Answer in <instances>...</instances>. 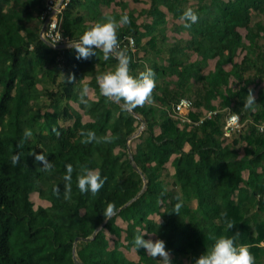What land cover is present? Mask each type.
Listing matches in <instances>:
<instances>
[{"label": "trees", "instance_id": "16d2710c", "mask_svg": "<svg viewBox=\"0 0 264 264\" xmlns=\"http://www.w3.org/2000/svg\"><path fill=\"white\" fill-rule=\"evenodd\" d=\"M187 7L198 13L190 28L180 19ZM44 9L45 0H0V264H157L142 249L138 260L126 258L120 239L108 248L109 227L117 235L155 233L171 264H194L214 237L236 234L254 264H264V0H70L62 29L71 43L101 17L129 16L116 31L130 74L155 72L151 98L132 110L102 96L96 83L115 56L95 49L77 58L70 46L48 44L40 34ZM84 85L86 105L78 99ZM249 92L254 111L243 107ZM183 98L191 107L176 113ZM233 114L240 127L226 135ZM88 129L110 140L83 143ZM41 151L50 170L35 160ZM82 166L104 178L95 194L77 187ZM34 193L50 205L35 207ZM108 202L117 211L107 220Z\"/></svg>", "mask_w": 264, "mask_h": 264}, {"label": "clouds", "instance_id": "9594fccd", "mask_svg": "<svg viewBox=\"0 0 264 264\" xmlns=\"http://www.w3.org/2000/svg\"><path fill=\"white\" fill-rule=\"evenodd\" d=\"M185 21L184 27L190 28L198 20V13L192 8L187 7L180 16ZM129 23L127 13L120 16L117 21L112 16L101 17L89 27H87L78 39L70 43V47L75 49L77 58H87L94 55L95 49L103 51L105 58L114 55L116 65L113 70L103 71L96 75V83L102 96L115 101H123V109L132 110L138 105H142L151 98V93L155 87V72L151 68H146L138 75H131L129 71L130 57L127 50L118 44L117 27L119 24ZM88 88L86 85L81 87L79 92V101L87 104L86 96ZM255 97L251 92L245 98L243 107L249 110H255ZM236 119V117H233ZM29 129L24 130V136H31ZM83 143L90 142H108V136L97 137L91 130H81ZM35 160L41 162L43 170H50L53 165L44 154V152L34 153ZM19 160L17 154L11 156V162L16 164ZM66 173L64 175L65 191L64 198L68 199L71 190V180L73 168L71 164H66ZM77 187L81 193L91 192L95 194L104 185V178L99 171L82 166L76 177ZM181 204L175 205L176 212H179ZM116 206L108 202L104 207L102 214L105 218H111L116 214ZM233 225L228 224L231 228ZM145 231L137 232L133 237V245L136 249L143 247L151 257L159 256L161 264H171L169 251L166 250L165 241L162 239L153 240L144 238ZM235 235H219L213 238V243L206 249L194 262V264H254V257L250 253L246 244H236Z\"/></svg>", "mask_w": 264, "mask_h": 264}, {"label": "built area", "instance_id": "2783aa9c", "mask_svg": "<svg viewBox=\"0 0 264 264\" xmlns=\"http://www.w3.org/2000/svg\"><path fill=\"white\" fill-rule=\"evenodd\" d=\"M70 0H45V9L43 13L44 22L49 18L46 28L43 32H40L41 37L47 42L49 41L51 45L58 48L69 47L71 43L66 35L63 33L62 29V19H63V10L68 5ZM121 47V44L118 43ZM134 39L129 37V45L131 49H134ZM192 102L189 99H181L175 106L176 113L183 114V111L191 107ZM214 112H209L207 117H211ZM236 117L239 123V116L236 114L230 115L229 119ZM229 121L226 124L227 131L232 130L233 128L229 125ZM260 130L264 131V124L260 125ZM226 135H229V132H226ZM264 244V243H263Z\"/></svg>", "mask_w": 264, "mask_h": 264}, {"label": "rangeland", "instance_id": "374dc122", "mask_svg": "<svg viewBox=\"0 0 264 264\" xmlns=\"http://www.w3.org/2000/svg\"><path fill=\"white\" fill-rule=\"evenodd\" d=\"M193 2H195V3H198L199 2V0H191V3H193ZM132 5H134V4H132ZM135 6V5H134ZM245 29L244 28H239V35L241 36H244L245 35ZM171 35V34H170ZM176 37H178L179 35H175ZM181 37L182 38H185L186 39V33L183 31V33H181ZM215 59L214 60H211L210 61V64H209V66L207 67V69H212V68H214V66H215ZM225 66L226 67H231V63H227V64H225ZM184 113H185V111H183ZM229 117L230 116H228V118H227V123H228V121L230 122L229 123V125L232 127V128H237V127H240V123H238V120L237 119H229ZM232 130H230V131H227V129H226V132H229V134H230V132H231ZM172 169V168H171ZM32 198H33V200H34V206L35 207H37V206H39V205H43V206H49L50 205V203L48 202V201H46V200H43V199H41L39 196H38V194L37 193H34L33 195H32ZM149 217V216H148ZM150 217L152 218V219H154L155 221H159L160 220V216H159V214H157V213H153V214H150ZM117 223L119 224V225H121L122 227H126V222L125 221H123L121 218H118V220H117ZM141 231H145V234H144V238L145 239H148V238H151V239H153V240H156V239H159L158 238V236L155 234V233H153V232H148L146 229H144V228H142L141 229ZM137 232H126V231H123L120 235H117V234H115V233H113V231H112V227L110 228H108L107 230H106V235H107V237H109V243L106 245L108 248H111L112 246H113V244H114V240H116V239H120L121 241H122V243H123V246H122V249L124 250V252H125V256H126V258H129V259H134V260H138L139 259V250H144L145 251V249L143 248V247H140L139 249H136L135 247H134V245H133V237H134V235L136 234ZM146 252V251H145ZM147 253V252H146ZM148 254V253H147ZM149 255V254H148ZM150 256V255H149ZM155 259H156V261H157V264H161V262H160V257L159 256H157V257H154Z\"/></svg>", "mask_w": 264, "mask_h": 264}, {"label": "water", "instance_id": "95a60500", "mask_svg": "<svg viewBox=\"0 0 264 264\" xmlns=\"http://www.w3.org/2000/svg\"><path fill=\"white\" fill-rule=\"evenodd\" d=\"M48 20H49V18H47L46 21L43 23L40 32H43V31H44V29L46 28V25H47ZM47 43L51 45V43H50L49 41H47ZM68 46H70V44H69ZM145 187H146V183H145L143 189L140 191V193H138V194H137L132 200H130V201L127 203V205H128L130 202H132L133 200H135L137 197H139V196L142 194V192L145 190ZM108 219H109V218H107V220H108ZM107 220H106V221H105L100 227H98V228L94 231V233H93V237H94L95 234L98 232V230H99V229H100V228H101V227L107 222ZM76 240H78V238H77Z\"/></svg>", "mask_w": 264, "mask_h": 264}, {"label": "crops", "instance_id": "0c3cea01", "mask_svg": "<svg viewBox=\"0 0 264 264\" xmlns=\"http://www.w3.org/2000/svg\"><path fill=\"white\" fill-rule=\"evenodd\" d=\"M112 5H114L113 3L111 4V6ZM134 5L135 6H137L138 4H135L134 3ZM141 5L142 6H144V7H147L149 4L147 3V2H143V3H141ZM109 11H111V9H107L106 11H105V13H107V12H109ZM139 21H141V20H139ZM171 33V35H179L178 37L180 38L181 37V33H183V31H181V32H171V31H169V34Z\"/></svg>", "mask_w": 264, "mask_h": 264}]
</instances>
